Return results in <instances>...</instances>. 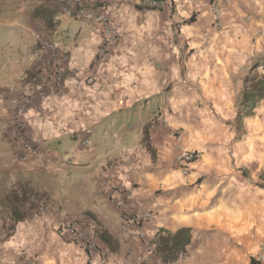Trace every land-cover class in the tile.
Listing matches in <instances>:
<instances>
[{
	"label": "crops",
	"instance_id": "0c3cea01",
	"mask_svg": "<svg viewBox=\"0 0 264 264\" xmlns=\"http://www.w3.org/2000/svg\"><path fill=\"white\" fill-rule=\"evenodd\" d=\"M83 1L92 10L106 8L121 32L110 55L94 66L112 82L84 84V66L94 61L101 35L78 21L92 30L79 28L69 37L60 30L64 16L58 11L60 23L46 37L57 43V55L66 57L63 88L37 95L23 116L29 141H40L51 156L69 158L65 150L75 146L74 135L85 133L92 141L94 150L87 151L94 156L86 163L70 157L72 165L50 167L61 181L66 172L76 176L65 183L75 199L67 200L66 208L73 216L91 213L116 239L117 249L111 251L97 238L100 247L106 246L101 254L109 252L107 264L116 256L125 262L119 244L127 237L126 244H141L122 227L128 213L146 210L156 214L143 226L149 241L159 231L191 229L186 254L172 264H249L264 238V190L255 186L264 172V99L244 120L239 138L233 121L242 78L254 60L264 57V0L221 2L220 29L212 26L211 0H162L154 11L137 7L136 0ZM32 8L13 11L11 25L32 41L9 51L15 58L31 55L37 37L45 35L41 22L31 17ZM190 17L193 21L185 24ZM179 20L171 46L169 29ZM15 64L16 72L4 77L0 66V88L17 78L22 65ZM158 113L166 123L149 129ZM183 150L200 152L187 176L175 163ZM139 249L131 248L132 259L142 254ZM81 254L73 255L74 261L57 255L56 264H83ZM151 255L152 264H162Z\"/></svg>",
	"mask_w": 264,
	"mask_h": 264
},
{
	"label": "rangeland",
	"instance_id": "374dc122",
	"mask_svg": "<svg viewBox=\"0 0 264 264\" xmlns=\"http://www.w3.org/2000/svg\"><path fill=\"white\" fill-rule=\"evenodd\" d=\"M44 1L0 0V66L2 65L3 68V77L10 70L13 71L12 73L16 72V61L22 65L20 73L16 74L18 76L12 84L8 88H0V264H56L55 258L57 255L63 254V259L67 255L69 261L70 259L74 261L72 256L74 255L76 259L79 253H82L81 255L85 258V263L83 264H91L92 262L93 264H107L109 262V252L101 254V247L106 251V246L103 244L100 247L97 242L98 233L105 231V229L103 227L99 228L95 216L91 213L79 212L80 214L73 216L70 214L72 211L66 208V201H71L73 197L72 192L69 193L66 190L65 183L66 181L69 182L70 178H76V176L66 172L63 175L64 179L62 178L61 181L59 180L60 176L51 175L50 167L54 164L70 166L72 162L70 164L51 163L47 165L41 158H37L33 153L25 152L23 149L24 146L29 145L31 148L38 147L39 151L43 154L45 153V155L51 154V152L41 147L40 141H29L25 133L26 126L23 116L31 107L37 95H40V97L46 96L55 91V88L50 85L49 70L54 60L63 57L65 61L66 57L63 54L61 56L57 55L58 46L54 51L41 53V43L48 41L57 45L50 37H46L49 33L44 27L45 35L41 34L37 37L35 49L31 55H24L22 58L20 56L16 58L12 56L9 51L12 52L18 47H24L32 41L20 28L11 25V19L13 11L21 7L27 8L30 5L34 8L45 4ZM67 1L49 0L48 3L49 7L55 9L57 13L59 11L60 15L64 16L61 18L60 24L62 33L66 31V34L70 37L79 28H82L85 32L92 30L86 25L65 16L63 8L68 7ZM57 8L59 9L57 10ZM87 8L90 9L89 6ZM59 13L58 20L60 23ZM169 13L171 17L172 8H169ZM139 16L137 18L138 21L142 18ZM181 25L182 20L171 24L169 29L171 46L176 44V41L172 38L175 37L176 31ZM98 32L101 35L99 30ZM101 47L102 41H100V45L96 49L94 61L84 66L82 76L86 86H92L97 82H101V84L112 82L109 78L103 75L99 76L95 72L94 66L105 60L111 53L110 51L109 54H102ZM2 54L5 55L3 56ZM64 73L59 85L60 90L63 88ZM72 73L73 75L77 74L75 70ZM1 76L0 74V83L2 82ZM26 96L30 98V102L19 115V105ZM16 117H19L24 123L25 128L23 130H18L13 125V120ZM74 138L76 141L75 146H73V143L69 144L65 151L69 153L73 161L77 160L78 163L84 164L89 159V156H94L87 151L86 145L82 146L80 143L87 136L82 133L77 134V136L74 135ZM91 142L89 139L88 148H90V151L94 150ZM92 147L93 149H91ZM77 148H81L80 150L84 149L82 150L84 153H78ZM19 151L23 156L27 154L25 160H20L16 157V153L19 155ZM133 167L137 169V166L133 165ZM53 172L55 171L53 170ZM19 178H22L20 183L16 181ZM3 181L9 182V185L3 186ZM77 187L79 186L77 185ZM76 191L77 196L79 195L81 198L80 189ZM12 193L13 195L11 196L10 194ZM74 201L75 199L72 200V202ZM17 218H20V220L17 221ZM69 223L75 224L77 228L76 236H70L63 232ZM120 234L122 235L123 232L120 231ZM112 238L118 246L116 239ZM130 240L127 237L125 244H119L120 246L123 245L125 250L122 256L126 260L125 262L122 261L123 264H133L137 259L130 257L133 246L138 249L142 247V250L139 249V251H142L140 256L144 253H149V264H152L153 256L151 254L153 253V247L150 241L146 244H126ZM91 253H93V256ZM115 260V263L111 262V264L122 263L119 262V256H116ZM59 264L65 263L61 261Z\"/></svg>",
	"mask_w": 264,
	"mask_h": 264
},
{
	"label": "built area",
	"instance_id": "2783aa9c",
	"mask_svg": "<svg viewBox=\"0 0 264 264\" xmlns=\"http://www.w3.org/2000/svg\"><path fill=\"white\" fill-rule=\"evenodd\" d=\"M231 0H211V10H212V26L216 29H220L222 27L221 22V8L219 4L221 2H230ZM68 7L63 8V12L66 17H69L76 21L86 22L89 24H92L94 27H96L101 35H102V47H101V53L102 54H109V52L112 50V47L115 46L121 38L120 31L117 27H115L111 21V17L109 13L107 12L106 8H101L99 10H92L88 9L85 2L83 0H68L67 2ZM136 6L142 9L146 10H158L162 6V0H136ZM207 34H204V37H206ZM41 53H47L54 51L57 49V45L50 43L48 41H45L41 43ZM64 58L59 57L58 59L54 60L52 62V65L50 67V85L55 88V90H60L59 85L61 81L62 74L64 72ZM30 102V98L28 96L24 97L23 100H21V103L19 105V115L25 110V106L28 105ZM166 121L162 114H155L148 122L149 129H153L156 126L165 124ZM13 125L18 130H23L25 128L24 123L22 122L19 117H16L13 120ZM176 134V133H175ZM82 146H87L86 149L90 151V148H88L89 139L84 138L81 140ZM35 146V145H33ZM25 152L33 153V155H36L37 158H41L44 163L51 164V163H61V164H70L71 160L70 158H61L58 155H45V153H41L38 149V147H29V145H26L23 147ZM16 157L20 160H25L27 157V154L25 156L21 155V152L19 151L16 153ZM123 157V156H122ZM200 158V152L196 150H183L181 151L176 159L175 163L178 168V170L181 172L183 176H187L189 174V168L190 165L197 161ZM132 169L136 170V168L133 167ZM156 214L153 210H146V211H133L128 213V215L125 217V225L122 227V231L125 233H129L130 235L140 242L141 244H146L149 242V240L146 238L143 226L147 224L148 222L152 221L155 218ZM64 233L72 236H76L77 228L75 227L74 223H69L66 225ZM149 253H144L142 256L138 257L133 264H149ZM93 264V262L91 263ZM249 264H264V238L260 240L258 251L255 254H252L250 257Z\"/></svg>",
	"mask_w": 264,
	"mask_h": 264
},
{
	"label": "trees",
	"instance_id": "16d2710c",
	"mask_svg": "<svg viewBox=\"0 0 264 264\" xmlns=\"http://www.w3.org/2000/svg\"><path fill=\"white\" fill-rule=\"evenodd\" d=\"M45 4L39 5L31 9V17L39 20L47 32L53 31L59 24L58 13L55 9L48 6L49 0L44 1ZM193 18L185 21V24L191 23ZM264 99V57L254 60L247 72L242 78V90L240 95V102L238 104L237 114L233 121L237 137L244 134V120L252 117L255 110ZM246 176L247 172L243 171ZM255 186L264 190V172L258 176V181ZM11 196L13 195L10 194ZM10 196V197H11ZM14 197V196H13ZM20 218H17L19 221ZM191 229L182 227L174 233L159 231L150 240L153 247L155 257L162 264L175 263L181 256L187 252V246L191 241ZM98 238L111 251L117 249L116 242L112 236L106 231H100Z\"/></svg>",
	"mask_w": 264,
	"mask_h": 264
}]
</instances>
